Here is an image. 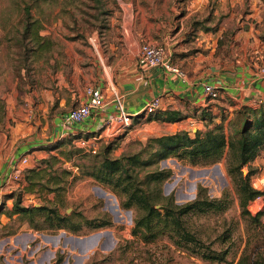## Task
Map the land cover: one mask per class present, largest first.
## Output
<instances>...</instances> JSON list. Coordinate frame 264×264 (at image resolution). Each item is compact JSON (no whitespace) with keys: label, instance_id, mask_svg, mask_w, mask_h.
Returning a JSON list of instances; mask_svg holds the SVG:
<instances>
[{"label":"rangeland","instance_id":"374dc122","mask_svg":"<svg viewBox=\"0 0 264 264\" xmlns=\"http://www.w3.org/2000/svg\"><path fill=\"white\" fill-rule=\"evenodd\" d=\"M25 4L42 21L40 33L49 36L53 45L41 58L30 57L23 64L19 60L20 47L10 39L13 32L8 30L17 23ZM130 14L133 31L146 27L147 21L165 25L171 34L169 40L153 34L157 37L154 42L165 46L179 39L192 44L191 50L196 51L201 49L196 48L200 42L204 48L200 51L204 52L208 50L203 47L205 42L215 41L216 53L234 58L238 52L234 36L241 29L253 28L255 36L264 39V0H0V168H5L10 160L28 155L27 162L17 167L20 176L10 177L11 167L7 174V184L12 190L0 202V260L4 264H236L250 242L249 250H254L256 244L259 246L261 264L264 261V148L241 168L242 176L262 192L263 207L258 220L257 213H244L240 205L237 184L227 171V150L214 162L191 163L167 157L156 159L151 165L170 171L160 187L162 194L172 196L178 204L207 197L220 199L226 205L223 210L192 212L183 217L187 228L198 238L197 247L187 248L177 246L167 236L153 242L135 238L132 227L136 209L124 206L123 196L74 165V162H87V158H79L76 149L91 155L109 145L110 157L137 152L150 137L161 136L158 135L161 129L152 122L160 120H145L154 113L142 111L133 116L130 126L111 138L75 133L50 139L52 115L71 107L103 69L97 50H101L110 66L121 57L124 37L129 34L124 19ZM175 27L180 31L173 36ZM143 41L149 40L140 38L139 43ZM134 63L139 71L146 68L139 65L138 55ZM188 110L181 118L191 115L204 125L209 119L220 122L218 114L200 108ZM191 127L188 131L198 130ZM204 129L205 126L200 130ZM51 154L60 159L54 165L57 173L61 166L72 171L65 177L68 182L61 192L65 201L61 211L80 213L92 222L78 232L35 230L27 222L13 221L3 213L12 207L10 195L25 184L26 170ZM40 192L54 197L47 189ZM40 196L38 192L25 195L24 204L39 206L45 202ZM10 229L16 231L8 234ZM204 246L216 250L227 248L225 260L203 259L191 250H204Z\"/></svg>","mask_w":264,"mask_h":264},{"label":"trees","instance_id":"16d2710c","mask_svg":"<svg viewBox=\"0 0 264 264\" xmlns=\"http://www.w3.org/2000/svg\"><path fill=\"white\" fill-rule=\"evenodd\" d=\"M41 29H43L42 21L34 17L29 6L25 4L23 11L19 13L17 23L8 30V33L13 32L10 39L20 47L19 60L23 64L30 57L41 58L44 51L49 50L53 45L49 36L40 33ZM152 113L154 114L148 116L146 121L181 119L176 110L157 109ZM217 116L220 122L214 123L209 119L204 130L198 129L195 132L178 130L174 133L150 137L137 152L124 153L119 157L109 156V145L91 155L83 152L82 149H76L75 153L79 158H87V162H74V165L79 166L84 174L123 196L124 206L136 209L132 227L135 238L142 242H153L167 236L177 246L197 247L198 238L187 228L183 217L192 212L223 210L226 205L222 204L220 199L207 197H198L192 202L178 204L172 196L162 194L160 187L161 181L169 176L170 171L157 166L152 168L151 165L156 159L167 157H177L191 163L214 162L227 150V171L237 184V193L244 213H250L247 210L248 202L262 192L253 188L249 179L242 176L241 168L264 148V106L243 105L234 109L231 116L224 111ZM59 160L57 155L51 154L26 170L25 184L18 192L10 195L13 202L11 209H5L3 212L6 217L16 222L25 221L33 229L42 231L65 229L69 232H78L83 226L92 225V222L80 213L67 214L61 211L60 208L65 205L61 192L68 182L65 177L72 174V171L59 166L60 170L57 173L54 165ZM251 173L252 171L249 172L248 177ZM46 176H48L47 180L42 182ZM43 189L53 192L54 197L43 196L40 192ZM37 192L45 200L44 203L39 206L24 204L25 195ZM260 214L261 212L256 214V220ZM15 231L10 229L7 233L12 234ZM249 244L250 242L241 252L236 264L259 263V246L256 244L253 246L254 250H249ZM191 250L203 259L212 261L225 260L227 253V248L216 250L209 246H204V250L195 248ZM0 264L4 263L0 260ZM261 264H264V261H261Z\"/></svg>","mask_w":264,"mask_h":264},{"label":"crops","instance_id":"0c3cea01","mask_svg":"<svg viewBox=\"0 0 264 264\" xmlns=\"http://www.w3.org/2000/svg\"><path fill=\"white\" fill-rule=\"evenodd\" d=\"M131 16L132 14L124 19V26L129 29V34L124 37L121 57L115 65L110 66L101 50H97L99 63L103 69L97 72L92 83L85 86L84 92L79 94L78 99L71 107L52 115L51 140H55L63 134L75 133L93 134V138L98 139L111 138L110 130L113 126H104V122L117 111L119 104L126 112L135 116L143 111L146 102L153 97H159L161 100L159 110H176L180 115L188 114V109L200 108L212 115L224 111L228 112V116H231L234 109L243 105L264 106V77L257 74L258 66L264 61V39L255 36L253 28H249L247 31L241 29L234 36V47L238 51L234 58L230 54L216 53L215 41L210 44L205 42L203 47H208V50L202 52L200 51L202 49L200 42L196 43V48L200 47L201 49L193 51L191 50L192 44L180 42L178 39L174 43L164 46L171 62L173 60L174 63H172L179 68L181 73L165 69L160 65L146 67L139 71L135 67L134 60L138 55L140 38L158 43L154 42L157 37H154L153 34L160 36V39L164 37L165 41L169 40L171 34L168 28H164L165 25L163 27L161 24L148 21L146 27H137L139 30L133 31ZM179 31V28H173V36ZM171 52L173 59H171ZM98 65L97 69H99ZM203 82L211 83L217 87L220 94L217 100L210 99L203 93ZM88 86L99 87L102 90L105 96L104 105L94 110L84 121L63 128L61 118L69 109L87 100L85 90ZM117 97H119L118 101ZM61 100L63 101V99ZM62 101H60V105L63 103ZM45 108L48 109L47 106ZM152 122L154 126L161 129L158 130V135L174 133L181 129L189 130L191 126L194 131L205 126L202 120L197 121L191 115L175 121ZM10 162L5 168H0V202L2 197L12 190L7 184V174L10 172V167L12 169L15 160H10Z\"/></svg>","mask_w":264,"mask_h":264},{"label":"built area","instance_id":"2783aa9c","mask_svg":"<svg viewBox=\"0 0 264 264\" xmlns=\"http://www.w3.org/2000/svg\"><path fill=\"white\" fill-rule=\"evenodd\" d=\"M138 63L141 67H153L160 65L165 69L181 73L179 68L171 62L166 47L159 43H153L149 41L142 42L139 47ZM257 71L260 76L264 77V64L258 66ZM202 91L210 99H216L219 97V91L217 87L211 83L203 82ZM85 93L87 95V100L80 105L69 109L61 118V125L63 128L84 121L92 114L94 110L101 108L104 105L105 96L99 87L88 86L85 90ZM118 100L119 97H117V101ZM160 106V98L153 97L146 102L143 107V112L152 113L159 109ZM132 117V114L126 112L119 104L117 111L104 122V126H113V128L110 130V135L113 137L118 135L123 129H126L130 126ZM83 143H85V141H83ZM91 149L92 151H95L94 146H92ZM27 160V156L17 159V161L12 164L10 177L15 178L20 176V171H18L17 167L19 164H25ZM262 207V195L259 194L248 202L247 210L254 214L260 212Z\"/></svg>","mask_w":264,"mask_h":264}]
</instances>
